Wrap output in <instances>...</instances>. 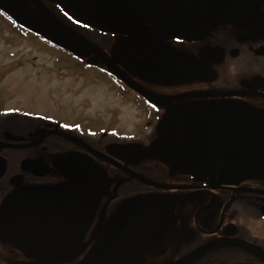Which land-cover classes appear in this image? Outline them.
<instances>
[{"label": "flooded vegetation", "instance_id": "1", "mask_svg": "<svg viewBox=\"0 0 264 264\" xmlns=\"http://www.w3.org/2000/svg\"><path fill=\"white\" fill-rule=\"evenodd\" d=\"M78 2L0 0V264H264V0Z\"/></svg>", "mask_w": 264, "mask_h": 264}, {"label": "water", "instance_id": "2", "mask_svg": "<svg viewBox=\"0 0 264 264\" xmlns=\"http://www.w3.org/2000/svg\"><path fill=\"white\" fill-rule=\"evenodd\" d=\"M100 3L101 0H79V2L77 3L81 11L79 14L83 15L86 18H91L89 15L93 13L92 18L98 19L99 14L102 11Z\"/></svg>", "mask_w": 264, "mask_h": 264}, {"label": "rangeland", "instance_id": "3", "mask_svg": "<svg viewBox=\"0 0 264 264\" xmlns=\"http://www.w3.org/2000/svg\"><path fill=\"white\" fill-rule=\"evenodd\" d=\"M15 48H17V47H15ZM21 50V49H20ZM19 54H20V52H19ZM19 54H17V56L19 55ZM35 55V51H31L29 54H27V58L28 59H30V58H32L33 56ZM17 56H15V57H12L13 59H16V58H19V57H17ZM47 58V56L45 55V54H43V59H46ZM42 92V91H41ZM65 94H68L67 96H69V95H71L70 93H65Z\"/></svg>", "mask_w": 264, "mask_h": 264}]
</instances>
